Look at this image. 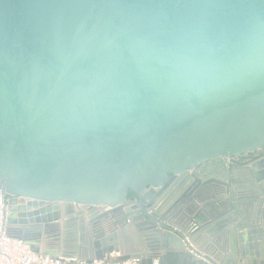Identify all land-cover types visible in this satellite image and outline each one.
Segmentation results:
<instances>
[{"label":"water","instance_id":"obj_1","mask_svg":"<svg viewBox=\"0 0 264 264\" xmlns=\"http://www.w3.org/2000/svg\"><path fill=\"white\" fill-rule=\"evenodd\" d=\"M259 152L264 0H0V190L9 234L36 252L264 264V156L241 205L233 187L197 229L224 222L211 243L167 214L194 173ZM211 174L200 184L223 183ZM162 193L170 206L147 210Z\"/></svg>","mask_w":264,"mask_h":264},{"label":"flooded vegetation","instance_id":"obj_2","mask_svg":"<svg viewBox=\"0 0 264 264\" xmlns=\"http://www.w3.org/2000/svg\"><path fill=\"white\" fill-rule=\"evenodd\" d=\"M263 156L264 152H259L236 158L237 164H235L234 168L228 166L230 160H218L194 173V181L189 180L187 182L191 188L190 192L183 195L171 211H167L168 217L178 223L182 231L191 234L196 242L203 244L204 242L211 243L212 240H215L219 234L218 231L222 230L225 223L218 224L217 228L207 230L204 234L199 232L201 235H196L197 229L199 231L201 226L203 227L217 219L218 217L215 218L216 215H224L231 211V204H233L231 190L233 187L236 191V198L240 202L239 206L241 205L242 199L247 197L243 193L247 188L245 185H241V183L242 181L249 180L252 176L256 178V172L253 168ZM225 164L226 167L224 168ZM212 172L223 183L214 182V180L213 184L201 185L200 183L211 180ZM259 176L264 178V166L259 169ZM232 178H235L234 182L236 183L230 181ZM152 197V200L149 198L143 199L145 204L149 201L151 202V207H146L150 212L158 208H162V210L167 209L170 206V199H173L169 198V195L165 193H162L160 196L155 194ZM128 199L134 200L136 203L142 202L141 198L134 193H130ZM60 210L66 215L83 214L86 211L84 207L75 204H61Z\"/></svg>","mask_w":264,"mask_h":264},{"label":"built area","instance_id":"obj_3","mask_svg":"<svg viewBox=\"0 0 264 264\" xmlns=\"http://www.w3.org/2000/svg\"><path fill=\"white\" fill-rule=\"evenodd\" d=\"M8 199L0 190V264H143L138 257L72 262L36 252L30 243L9 234ZM151 264H161L160 259L155 257Z\"/></svg>","mask_w":264,"mask_h":264},{"label":"crops","instance_id":"obj_4","mask_svg":"<svg viewBox=\"0 0 264 264\" xmlns=\"http://www.w3.org/2000/svg\"><path fill=\"white\" fill-rule=\"evenodd\" d=\"M262 242L261 241H258L257 243H256V245H257V247H256V245H255V243H254V246H253V248H252V250L253 251H262L263 250V248H264V246L261 244Z\"/></svg>","mask_w":264,"mask_h":264},{"label":"trees","instance_id":"obj_5","mask_svg":"<svg viewBox=\"0 0 264 264\" xmlns=\"http://www.w3.org/2000/svg\"><path fill=\"white\" fill-rule=\"evenodd\" d=\"M127 257H129V256H119V258H127Z\"/></svg>","mask_w":264,"mask_h":264}]
</instances>
